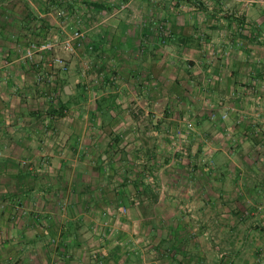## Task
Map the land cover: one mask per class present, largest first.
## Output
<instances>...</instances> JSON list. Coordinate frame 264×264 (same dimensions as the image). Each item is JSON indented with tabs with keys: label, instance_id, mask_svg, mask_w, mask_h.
I'll return each instance as SVG.
<instances>
[{
	"label": "crops",
	"instance_id": "obj_1",
	"mask_svg": "<svg viewBox=\"0 0 264 264\" xmlns=\"http://www.w3.org/2000/svg\"><path fill=\"white\" fill-rule=\"evenodd\" d=\"M0 264H264V0H0Z\"/></svg>",
	"mask_w": 264,
	"mask_h": 264
},
{
	"label": "built area",
	"instance_id": "obj_2",
	"mask_svg": "<svg viewBox=\"0 0 264 264\" xmlns=\"http://www.w3.org/2000/svg\"><path fill=\"white\" fill-rule=\"evenodd\" d=\"M70 15L71 12L67 11L66 9H62L58 12V16L62 19L68 18ZM83 40V32L80 30H76L63 40H59L57 37H53L43 42H31L27 47L25 58L28 60H32L37 54L53 53L57 50H61L66 54H71L74 53L80 46H82ZM52 64L56 65L61 71L69 70V65L67 64L66 60L60 55H55L53 57ZM178 135L182 136L181 133H178ZM122 212L124 213L125 209H122Z\"/></svg>",
	"mask_w": 264,
	"mask_h": 264
},
{
	"label": "rangeland",
	"instance_id": "obj_3",
	"mask_svg": "<svg viewBox=\"0 0 264 264\" xmlns=\"http://www.w3.org/2000/svg\"><path fill=\"white\" fill-rule=\"evenodd\" d=\"M183 1V3H187L189 0H182ZM68 11V10H67ZM59 12V11H58ZM57 15H58V13H57ZM59 17V16H58ZM69 17H71V15L69 16ZM68 17V18H69ZM60 18V17H59ZM68 18H65L66 20L68 19ZM62 19V18H61ZM41 42H43V41H41ZM90 67L89 66H87V69H89Z\"/></svg>",
	"mask_w": 264,
	"mask_h": 264
},
{
	"label": "water",
	"instance_id": "obj_4",
	"mask_svg": "<svg viewBox=\"0 0 264 264\" xmlns=\"http://www.w3.org/2000/svg\"><path fill=\"white\" fill-rule=\"evenodd\" d=\"M65 90H66L67 93H70L69 87H66Z\"/></svg>",
	"mask_w": 264,
	"mask_h": 264
}]
</instances>
